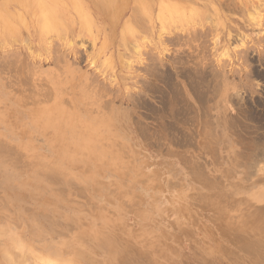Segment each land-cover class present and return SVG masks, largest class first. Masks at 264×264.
Here are the masks:
<instances>
[{"label": "rangeland", "instance_id": "374dc122", "mask_svg": "<svg viewBox=\"0 0 264 264\" xmlns=\"http://www.w3.org/2000/svg\"><path fill=\"white\" fill-rule=\"evenodd\" d=\"M109 1L0 0V262L264 264V0Z\"/></svg>", "mask_w": 264, "mask_h": 264}, {"label": "bare ground", "instance_id": "6f19581e", "mask_svg": "<svg viewBox=\"0 0 264 264\" xmlns=\"http://www.w3.org/2000/svg\"><path fill=\"white\" fill-rule=\"evenodd\" d=\"M145 0H134L133 1V8H131L132 9V15H131V17H129V18H131L132 19V21L133 22H135L136 23V25H137V27L139 26L140 28H141V26L143 25V19L145 18V17H143V19H142V14H141V6L142 5H144L145 6V3L147 4L145 7H149V5H148V3L145 1V3H143ZM165 1H167V0H165ZM177 1V0H176ZM178 1H180V2H182L183 4H185V5H189L190 6V4H196L197 5V3L199 4V2L201 1V0H178ZM249 1H251V0H249ZM19 2V1H18ZM206 2V3H205ZM213 2H217L218 4H222V3H224V4H227V3H225L224 2V0H203V4L201 5L203 8V10L201 9L200 10V13L202 12V14H203V12H205V11H207V12H209V11H211V10H209V4L210 3H213ZM239 2H241V1H239ZM201 3V2H200ZM232 3V2H231ZM231 3H230V5H231ZM235 3H237V2H235ZM234 3V4H235ZM242 3V2H241ZM261 3V2H260ZM93 6L91 7V12L89 11V16H90V14H91V17L93 18H95V19H97V20H100V19H106V17H108V16H110L112 13L114 14V13H117V10L116 9H112L114 6L112 5L113 3L111 2V1H109V0H93ZM234 4H233V6H234ZM237 5V4H236ZM240 5V4H239ZM143 6V7H144ZM160 6V5H159ZM213 6V5H212ZM222 6V5H221ZM229 6V5H228ZM242 6H244V5H242ZM262 6V5H261ZM207 7V8H206ZM225 7V6H224ZM237 7H239V6H236V8ZM245 7H246V5H245ZM88 8V7H87ZM212 8H216V7H212ZM229 8V7H228ZM231 8V7H230ZM235 8V7H234ZM247 8V7H246ZM72 9V8H71ZM143 9V8H142ZM193 9V8H192ZM208 9V10H207ZM213 9V10H214ZM241 9V8H240ZM239 9V10H240ZM264 9V8H263ZM69 10V9H68ZM67 10V11H68ZM230 10V9H229ZM228 10V11H229ZM232 10V9H231ZM243 10H245V9H243ZM195 11V10H194ZM197 11V10H196ZM215 12H216V9L214 10ZM218 11V10H217ZM241 11H242V9H241ZM62 12H63V10H62ZM61 12V13H62ZM198 12V11H197ZM65 13V12H64ZM88 13V12H87ZM206 13V12H205ZM204 13V14H205ZM217 13V12H216ZM149 14V13H148ZM198 14V13H197ZM209 14H210V12H209ZM212 14V13H211ZM256 15H257V13H255ZM206 15H208L207 13H206ZM214 15V19H215V13L213 14ZM252 15V14H251ZM67 16H68V13H67ZM80 16H83V13L82 14H80ZM174 16V15H173ZM193 16H194V14H193ZM201 16V15H200ZM203 16V15H202ZM201 16V17H202ZM219 16V15H218ZM207 17V16H206ZM211 17V16H210ZM172 18V17H171ZM197 18V17H196ZM217 18V17H216ZM130 19V20H131ZM189 19V18H188ZM220 19H221V17H220ZM251 22H254L255 24H256V26H260V22H263L262 21V15H260V14H258L255 18H253V17H251L250 19H249ZM264 20V19H263ZM9 21V20H8ZM132 21H131V23H132ZM219 21V20H218ZM226 21V20H225ZM145 22V21H144ZM183 22V21H182ZM214 22V21H213ZM216 22V21H215ZM214 22V23H215ZM134 23V24H135ZM183 24V23H182ZM216 24V25H215ZM214 24V26H217V23H215ZM218 24H220L219 22H218ZM132 25H133V23H132ZM167 25V24H166ZM264 25V24H263ZM73 26V25H72ZM213 26V27H214ZM138 27V28H139ZM212 27V26H211ZM210 27V28H211ZM221 27V26H220ZM224 27V26H223ZM222 27V28H223ZM262 27V26H261ZM217 27H215V29H216ZM140 30V29H139ZM138 30V31H139ZM214 30V29H213ZM221 30H223V29H221ZM43 31H44V29H43ZM194 31H197V30H194ZM193 31V32H194ZM200 31V30H199ZM212 31V30H211ZM13 32V31H12ZM46 32V31H45ZM192 32V31H191ZM190 32V33H191ZM193 32L191 33L192 35H193ZM209 32V31H208ZM214 32H215V30H214ZM8 33V32H7ZM17 33V32H16ZM198 33V32H197ZM17 35V34H16ZM195 35V34H194ZM158 38V37H157ZM242 40H243V38H242ZM158 41V40H157ZM241 41V40H240ZM124 42V41H123ZM243 42V41H242ZM143 43V42H142ZM145 43V42H144ZM162 43V42H161ZM160 44V43H159ZM240 46H243L244 47V45H240ZM145 50V49H144ZM162 50H164V49H162ZM138 52H141L140 51V47L138 46V50H137ZM140 55H141V53H140ZM139 55V56H140ZM155 68V67H154ZM153 68V69H154ZM151 71V70H150ZM154 71V70H153ZM153 74H154V72H153ZM159 76V75H158ZM162 76V75H161ZM160 76V77H161ZM166 79V78H165ZM103 106V105H102ZM239 156V155H238ZM15 161V160H14ZM249 168V167H248ZM251 170V169H250ZM248 171V170H247ZM260 226V225H259ZM258 226V227H259ZM100 241V240H99ZM102 241V240H101ZM100 241V242H101ZM108 242V241H107ZM15 243V242H14ZM19 242H17L16 241V245L18 244ZM102 244H104L103 243V241L101 242ZM110 243V242H109ZM20 244V243H19ZM17 245L18 246V248H20V249H23V245ZM106 244V243H105ZM105 244L103 245V247L105 246ZM100 245V244H99ZM98 245V246H99ZM43 246V245H42ZM100 246H102V245H100ZM108 246V244H106V247ZM111 246V245H110ZM48 247V246H47ZM47 247H43V248H46L47 249ZM102 247V248H103ZM106 247H104L105 249H106V251L108 252V251H110V252H112V249H113V247H109V248H111V250L109 249V250H107V248ZM12 248V247H11ZM103 248V249H104ZM19 249V250H20ZM52 249V248H51ZM65 249V248H64ZM105 249H104V251H105ZM14 250V249H13ZM45 250V249H44ZM16 252H17V250H16ZM33 252V251H32ZM35 252V251H34ZM34 252L32 253V254H34ZM55 254H56V252L55 251H53ZM53 252H51V255H53ZM59 252V251H58ZM57 252V253H58ZM109 252V253H110ZM49 253V252H48ZM3 254V253H2ZM50 254V253H49ZM17 255V254H16ZM58 255V254H57ZM60 255V254H59ZM2 256H4V254L3 255H1V257ZM11 257V254H9V252L8 253H5V257L3 258L2 257V259H5L4 260V262L6 263V264H13L12 262H11V259L12 258H10ZM18 256V255H17ZM53 256H55V255H53ZM33 257H35V260H37L36 261V263L35 264H54V262L53 261H50V262H47L48 261V259H47V261H44L45 260V258H42V257H39V256H37V255H35V256H33ZM60 257V256H59ZM58 259V258H57ZM66 260V259H65ZM64 260V261H65ZM58 261V260H57ZM63 261V260H62ZM63 261V262H64ZM53 262V263H52ZM63 262H61V263H63ZM3 263V262H2ZM1 262H0V264H2ZM33 263H34V260H33ZM65 264H68V263H66V262H64ZM15 264H27L26 262H25V259L23 260V259H19ZM69 264H70V262H69ZM92 264H96V263H92ZM98 264H100L99 262H98Z\"/></svg>", "mask_w": 264, "mask_h": 264}]
</instances>
